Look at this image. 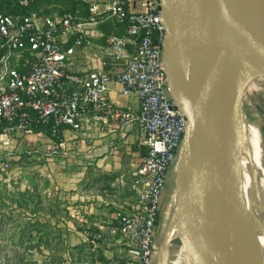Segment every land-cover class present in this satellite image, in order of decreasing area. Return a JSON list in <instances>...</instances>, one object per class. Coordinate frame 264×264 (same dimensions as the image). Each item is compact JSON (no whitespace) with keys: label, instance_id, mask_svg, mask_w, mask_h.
I'll list each match as a JSON object with an SVG mask.
<instances>
[{"label":"built area","instance_id":"obj_1","mask_svg":"<svg viewBox=\"0 0 264 264\" xmlns=\"http://www.w3.org/2000/svg\"><path fill=\"white\" fill-rule=\"evenodd\" d=\"M19 4L29 7L31 0ZM104 21L127 36L106 37L101 48L103 69L77 71L78 58L94 46L89 28ZM165 40L160 0L92 4L86 19L71 13L0 12L1 148L15 144L13 154L33 157L43 152L56 157L66 148L63 130L79 132L90 118L99 123L112 120L121 130L136 125L144 136L147 151L132 186L137 202L129 213L116 212L111 229L135 254L124 264H153L161 199L188 124L169 94ZM128 43L134 45L130 54ZM112 82L121 86L124 97L138 99L137 110L110 100ZM48 129L59 140L46 151L25 141L28 136H44ZM7 157L0 162L5 169Z\"/></svg>","mask_w":264,"mask_h":264},{"label":"crops","instance_id":"obj_2","mask_svg":"<svg viewBox=\"0 0 264 264\" xmlns=\"http://www.w3.org/2000/svg\"><path fill=\"white\" fill-rule=\"evenodd\" d=\"M108 1L72 0L69 8L79 19H86L92 4ZM53 7L57 6L51 5L47 10H55ZM89 30L94 46L78 58L77 71L103 69L101 48L106 37L111 34L127 36L124 30H116L111 21L101 22ZM127 51L132 53L134 45L128 43ZM120 91L121 86L112 82L110 100L137 110L138 99L126 98ZM89 121L79 132L69 128L63 130L66 148L60 150L58 156L50 157L40 152L29 158L32 159L30 164L18 168L24 217L26 220L31 217L29 220L33 223L24 227V235L32 229L30 235L34 234L25 257L36 256L35 264H124L135 257L131 246L120 236H113L111 229L115 225L116 212L129 213L137 202L132 186L136 180L134 173L147 151L144 136L136 125L121 130L112 120L99 123L90 118ZM58 140L51 136L49 129L45 130L44 136L25 139L38 145L41 151H46L48 145ZM0 149V155H12L16 146L12 144L8 149ZM30 191L35 194L34 212L27 211ZM165 191L157 221L153 264H162L164 243L169 233L177 236V202H169L170 197H165ZM48 199L51 208L46 211L43 202ZM175 241L169 247L170 257ZM34 252V256L29 255Z\"/></svg>","mask_w":264,"mask_h":264},{"label":"water","instance_id":"obj_3","mask_svg":"<svg viewBox=\"0 0 264 264\" xmlns=\"http://www.w3.org/2000/svg\"><path fill=\"white\" fill-rule=\"evenodd\" d=\"M162 12L164 0H160ZM183 11L166 28L164 59L170 97L187 117L177 174V225L180 236L169 233L162 264H169V247L180 240L183 264H225L233 242V203L242 186L239 129L242 93L228 89L218 115L209 82L197 73L205 53L224 33L234 42L250 45L264 61L262 0H188ZM224 9L230 28L213 37L216 16ZM224 141L221 142V122ZM188 156L191 180L181 181Z\"/></svg>","mask_w":264,"mask_h":264},{"label":"rangeland","instance_id":"obj_4","mask_svg":"<svg viewBox=\"0 0 264 264\" xmlns=\"http://www.w3.org/2000/svg\"><path fill=\"white\" fill-rule=\"evenodd\" d=\"M40 1V0H35ZM54 6V5H53ZM54 13L69 9L68 0L57 1ZM50 4H45L40 11L47 12ZM45 8V9H44ZM42 12V13H43ZM59 14V13H58ZM251 82L242 93V118L245 127L246 142L249 154H241L242 163V186L244 188L245 202L255 216V221L264 229V61H255L247 66L241 76V87ZM2 150V149H0ZM6 153V152H5ZM181 153V151H180ZM7 155H0V162L6 160ZM9 158L7 169L0 166V264H35V257H25L29 243L33 241V231L25 228L30 225V218L24 217V206L19 192V170L20 166L30 164L28 156L18 153ZM180 155L174 161L169 174L167 191L165 197L172 202H177V174ZM250 164V165H249ZM244 170V171H243ZM33 176V175H32ZM250 179V180H248ZM254 179V181H253ZM255 182V183H254ZM260 197H257V188ZM27 211L35 210V194L30 191ZM260 202V203H259ZM43 209L49 211L50 201L43 202ZM60 210H65L60 208ZM33 220V219H32ZM263 224H261V223ZM33 223H31L32 225ZM24 238V239H23ZM26 238V240H25ZM173 251L170 264H183L181 254L183 252L180 240H176L171 247ZM31 256L35 255L29 254ZM27 259V261H26Z\"/></svg>","mask_w":264,"mask_h":264},{"label":"bare ground","instance_id":"obj_5","mask_svg":"<svg viewBox=\"0 0 264 264\" xmlns=\"http://www.w3.org/2000/svg\"><path fill=\"white\" fill-rule=\"evenodd\" d=\"M183 11H192L188 0H164V26L167 28L170 24L176 22ZM261 11L264 14V0H262ZM214 21H217V24L211 27L209 37L212 32L215 34L213 37L221 35L224 30L231 26L224 9L220 10L219 16H216ZM260 60L262 58L250 45L234 42L224 33L205 53L197 76L201 81L210 83L213 104L217 115L221 110L222 98L225 91L228 89L238 90L249 85L251 82L241 87L242 73L249 64ZM220 122L222 131L221 142H223V122ZM239 138V152L248 155L249 151L243 121L239 129ZM190 180V164L188 156H186V169L181 181L182 186L186 190L189 188ZM256 195L260 197V190L258 188ZM244 199V188H241L233 203V242L225 264H264V229L255 221V216L248 208ZM176 235L180 236L178 228Z\"/></svg>","mask_w":264,"mask_h":264},{"label":"trees","instance_id":"obj_6","mask_svg":"<svg viewBox=\"0 0 264 264\" xmlns=\"http://www.w3.org/2000/svg\"><path fill=\"white\" fill-rule=\"evenodd\" d=\"M57 1L59 0H40V1H35V0H31V4L29 7H22L19 4V0H0V12L7 14V15H30L31 13H38V14H45L47 15H51V14H66V13H71L73 14V12L70 10V8L66 11H62V12H57L54 13L55 10H48L47 12H40V8L47 4L50 5H56ZM69 4L70 2H72V0H68ZM74 15V14H73ZM181 151V150H180ZM180 151L177 152V157L180 155ZM158 221V220H157Z\"/></svg>","mask_w":264,"mask_h":264}]
</instances>
